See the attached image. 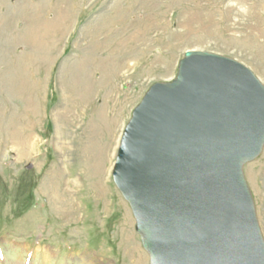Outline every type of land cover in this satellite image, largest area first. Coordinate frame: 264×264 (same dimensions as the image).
<instances>
[{"label": "rangeland", "instance_id": "obj_1", "mask_svg": "<svg viewBox=\"0 0 264 264\" xmlns=\"http://www.w3.org/2000/svg\"><path fill=\"white\" fill-rule=\"evenodd\" d=\"M187 51L236 61L264 86V0H0V264H149L111 168L133 109L153 84L175 79ZM83 57L86 79L98 82L111 65L121 75L106 103L109 117L119 114L117 124L100 142L95 172L107 192L106 211L84 181L79 194L66 190L73 188L66 173L84 175L75 170V149L64 151L70 162L61 173L55 145L59 111L63 104L74 108L83 86L70 80ZM96 92L90 99L99 106L104 92ZM80 114L90 117L89 110ZM262 149L242 176L264 241ZM54 185L79 203L75 218L54 204Z\"/></svg>", "mask_w": 264, "mask_h": 264}, {"label": "water", "instance_id": "obj_2", "mask_svg": "<svg viewBox=\"0 0 264 264\" xmlns=\"http://www.w3.org/2000/svg\"><path fill=\"white\" fill-rule=\"evenodd\" d=\"M250 72L187 51L122 129L112 180L149 264H264L242 176L264 147V86Z\"/></svg>", "mask_w": 264, "mask_h": 264}, {"label": "bare ground", "instance_id": "obj_3", "mask_svg": "<svg viewBox=\"0 0 264 264\" xmlns=\"http://www.w3.org/2000/svg\"><path fill=\"white\" fill-rule=\"evenodd\" d=\"M51 36H53V35H51ZM104 61L105 60H103V62ZM85 62H86V60L83 57V60H81V62L78 64V66H76V67H78L77 71H74L75 70L74 69L73 71L70 72V76H71L70 80H72L73 84L75 86H78L79 85L78 82L82 81L81 85H83V86H81V88L75 92V96H74V98H72V100H73L72 106H74V108L71 109V107L68 104H66V105L63 104L62 105L63 108L59 111V112H61V116H62L63 121H62L61 125H58V131H57L58 132L57 133V135H58L57 141L58 142L55 145H56L57 149L60 151V153L62 154L61 161L63 160V162H64V163H61V167L63 169V170L60 169L61 173L62 172H68L67 163L70 162L67 159L68 154L65 155L64 151L67 150V153H68L69 149H75L74 154H73V157H74L75 163H76L74 165L75 170L81 171V173H83V175H84V179H81L82 175L80 177V175H72V174L70 175L69 173H66V174H68V177L66 178V181H67L66 183H71L73 186V188H70L67 186L66 190L69 189V190H71V192H75L76 194L77 193L79 194L78 189L80 187L82 188V185L84 183L83 186H85V185L87 186V189L90 192L89 195H91L92 197H94L98 200L101 199L102 204H103V207H102L103 211H106L108 209L107 206L109 205L108 204L109 200H108L107 194H106L107 192L103 188H101L100 186L96 185L95 181H96L97 175L95 172H96V168H97V164H98V159L100 158V156H98L99 152H100V142L102 141L104 136H106L107 134H109L111 132L110 131L111 124H114V125L117 124V116L119 114L115 115L116 117L115 116L109 117L106 103H107V100L112 95V92L114 90V79H116V77L117 78L120 77L121 75L119 74L118 71L114 72V70L116 68H115V66L111 65V69L109 68L110 69L109 72H107V74L103 78H100V80L98 82H93L90 79H86L87 75L84 74V71H83L84 69H82L83 68L82 66H84ZM123 67L125 68L126 65L123 64ZM88 76H89V74H88ZM83 77L84 78L86 77V78L84 79ZM80 78L81 79L83 78V79L81 80ZM96 85L98 87H96ZM95 89L98 92L99 91L104 92L103 102L100 103L99 106L94 105L95 103L91 102L92 100L90 99L91 94L94 95L97 93ZM108 107H110V106H108ZM84 110H89V112H90V115H89L90 117H88V120L86 119V121H84V119L82 120L81 117H83V115L80 114V112L84 111ZM60 126L62 128H66L67 131H60ZM117 137H118V135H116L115 141H117ZM25 138H28V136ZM98 146H99V149H97ZM114 148H115V146H114ZM69 152H70V150H69ZM24 154H25V150L20 152L21 157L22 156L24 157ZM112 155H114V150L112 152H110V154H109V156L113 157ZM71 167H72V165H71ZM54 172H56V171H54ZM58 174H59L58 178H60V173H58ZM54 175H55V173H54ZM51 176L49 175V177H47L48 178L47 180L50 182V184L53 182V180L51 182V179H53V178H51ZM53 177H56V176H53ZM50 184L47 186H50ZM59 184H60V179H59ZM46 189H48V188H46ZM51 191H52L51 193L53 194L52 200H54L53 201L54 204L59 205L58 207H60L59 209H61L60 213H63V215H64V210H65V211H67L68 215H71L72 219L75 218L77 210L79 211V209L77 208V205L79 203L78 202H77L78 204L75 203V201H76L75 197H73L72 201H71V199L68 200L67 199L68 197L66 198L63 194L62 195L58 194L59 191L57 190V186H55V185L52 187ZM54 204H53V206H54ZM49 205H51V204H49ZM66 207H69V208L67 209ZM50 252H52V250L46 249L44 251V256H43L44 262H48V260H50L51 255H52ZM93 261L94 260H89V261H87L88 262L87 264H91V263L93 264Z\"/></svg>", "mask_w": 264, "mask_h": 264}]
</instances>
